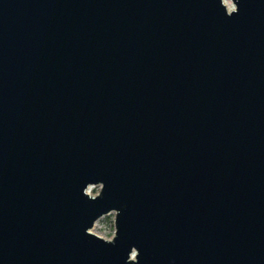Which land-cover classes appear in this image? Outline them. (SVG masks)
Here are the masks:
<instances>
[{"label":"water","instance_id":"water-1","mask_svg":"<svg viewBox=\"0 0 264 264\" xmlns=\"http://www.w3.org/2000/svg\"><path fill=\"white\" fill-rule=\"evenodd\" d=\"M230 1L0 0V264H264V0Z\"/></svg>","mask_w":264,"mask_h":264},{"label":"rangeland","instance_id":"rangeland-1","mask_svg":"<svg viewBox=\"0 0 264 264\" xmlns=\"http://www.w3.org/2000/svg\"><path fill=\"white\" fill-rule=\"evenodd\" d=\"M99 187H93L91 194L96 195L99 192ZM115 217L116 213L112 212L108 215L101 217L95 224L92 230H96L97 233L103 234L109 239H112L115 235Z\"/></svg>","mask_w":264,"mask_h":264},{"label":"bare ground","instance_id":"bare-ground-1","mask_svg":"<svg viewBox=\"0 0 264 264\" xmlns=\"http://www.w3.org/2000/svg\"><path fill=\"white\" fill-rule=\"evenodd\" d=\"M228 2H229V8H231L232 9V3H231V1L230 0H227Z\"/></svg>","mask_w":264,"mask_h":264},{"label":"built area","instance_id":"built-area-1","mask_svg":"<svg viewBox=\"0 0 264 264\" xmlns=\"http://www.w3.org/2000/svg\"><path fill=\"white\" fill-rule=\"evenodd\" d=\"M96 187H99V186H96ZM93 187H90V190L92 189ZM99 189H100V187H99Z\"/></svg>","mask_w":264,"mask_h":264}]
</instances>
